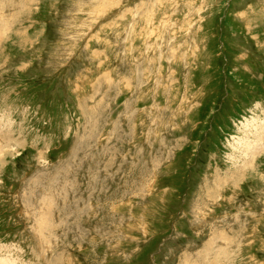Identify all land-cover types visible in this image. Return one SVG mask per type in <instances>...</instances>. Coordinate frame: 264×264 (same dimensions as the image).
Segmentation results:
<instances>
[{
	"label": "rangeland",
	"instance_id": "1",
	"mask_svg": "<svg viewBox=\"0 0 264 264\" xmlns=\"http://www.w3.org/2000/svg\"><path fill=\"white\" fill-rule=\"evenodd\" d=\"M254 131L264 0H0V264H264Z\"/></svg>",
	"mask_w": 264,
	"mask_h": 264
},
{
	"label": "bare ground",
	"instance_id": "2",
	"mask_svg": "<svg viewBox=\"0 0 264 264\" xmlns=\"http://www.w3.org/2000/svg\"><path fill=\"white\" fill-rule=\"evenodd\" d=\"M255 131L247 133V135H248L247 136V141H246L247 145H243L242 148H241V151H240V152H242L245 155H251L252 158H255L257 154L262 153V151L264 149L263 148V143H264L263 134L262 135L257 134L258 131L256 133H255ZM250 138H253L254 140H250ZM243 148H244V151H243ZM246 162H247V164L249 163V161H246ZM246 162L242 161V163L245 164V165H246ZM236 167H238V166H236ZM237 169H239V167Z\"/></svg>",
	"mask_w": 264,
	"mask_h": 264
}]
</instances>
